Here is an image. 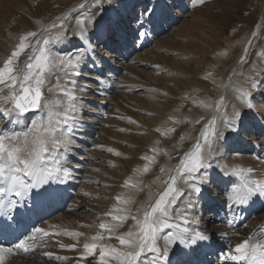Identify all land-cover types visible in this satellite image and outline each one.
<instances>
[{"label": "snow or ice", "instance_id": "1", "mask_svg": "<svg viewBox=\"0 0 264 264\" xmlns=\"http://www.w3.org/2000/svg\"><path fill=\"white\" fill-rule=\"evenodd\" d=\"M207 2L195 0L196 6ZM113 6L119 7L117 0H82L48 23H43L39 17L33 18L34 29L18 37L10 36L16 43L0 62V239L15 235L23 219L36 213L45 199H55L60 193L58 186L74 179L67 165L74 152V137L83 127L80 123L83 102L76 93L87 89V86L79 87L77 77L82 74L83 65L95 67L99 63L96 79L103 84L107 61L97 56L96 48L103 44L107 51L114 52L125 43L120 30L113 33V39L108 29L100 31L97 27ZM156 16L155 7L142 9L134 18L133 35H142L140 30L154 24ZM72 20H75L74 26H71ZM64 42L71 45L72 50L58 55L54 47ZM251 44L249 39L237 61L242 68L248 63L246 57ZM29 48L28 58L21 63L20 57ZM236 74L237 70L233 69L228 82L213 79L220 89L218 98L195 102V106L209 116L191 148L179 156L178 162L170 167L160 166L159 175L151 182L157 186L156 192L142 182L124 180L122 187L133 191L115 197L116 205L104 213L109 219L99 223L100 231L91 237V242L83 244L80 261H89V264L92 260L94 264H202L201 254L211 250L215 241L206 230L192 225L199 223L194 212L198 203H215L210 189L225 185L224 207L233 213L257 201L264 202V178H255L254 169L230 167L219 160L213 162L230 142H242L244 136L253 134L264 140V116L259 118V133H254L246 126L245 113L241 111L245 108L249 113L256 112L254 93L264 86V79L249 78L246 82L250 88L243 89L234 83ZM259 75L264 77V71ZM52 79L55 84L49 83ZM45 93L53 94L54 98L49 99ZM169 119L174 126L161 135L174 133L181 124H201L204 117L195 121ZM129 123L136 122L130 120ZM185 139L191 136L182 134L180 142ZM107 151L121 156L112 149ZM150 151L153 156L141 157L146 161L144 167L134 170L140 175L148 174L161 155L157 148ZM163 155L169 160L176 159L167 152ZM233 176L235 181L231 179ZM145 188L149 189L146 200L133 210L136 195ZM129 220L127 230L120 231ZM227 223L232 227L231 219ZM61 235L78 238L82 234L52 232L33 225L30 232L22 233L10 247L0 243V264H9L11 257L21 254H34L49 243L47 238ZM223 236L227 237L228 233ZM105 238H114L119 247L101 243ZM60 247L76 250V245L61 244ZM42 255L51 260L53 253L45 251ZM56 259L64 258L57 256ZM229 262L264 264V226L230 248L222 264Z\"/></svg>", "mask_w": 264, "mask_h": 264}, {"label": "rangeland", "instance_id": "2", "mask_svg": "<svg viewBox=\"0 0 264 264\" xmlns=\"http://www.w3.org/2000/svg\"><path fill=\"white\" fill-rule=\"evenodd\" d=\"M3 1L10 3L9 0ZM30 2L28 7L27 0H19L22 10L17 12L13 7H8L7 12L5 11L7 15L0 13V49L2 46L5 49L0 51V62L16 43L10 36L18 37L22 32L35 28L33 18L39 17L43 23H48L82 0ZM117 3L119 7L113 6L100 23L106 25L104 30L108 29L110 36L122 27L119 30L125 41L124 48L114 52L107 51L103 44L96 48L97 56L107 61L103 84L96 79L101 67L99 63L95 67L91 64L83 65L82 74L77 77L79 87L87 86L85 92L76 93L83 102V119L80 123L84 127L77 131L74 152L71 153L73 157L79 156V160L71 157L69 165L80 167L79 174H85L90 187L88 196L84 193L87 198L76 202L79 206L78 216L83 218L79 224L82 227L84 224L91 225L92 218L88 216L87 220L86 216L88 213L93 215L92 211L96 217H103V221L109 219L104 213L116 205L115 197L121 193L128 195L133 191L122 187L125 179L131 178L133 182L149 185L153 193L157 191V186L151 182L159 175L160 166L170 167L176 164L179 156L191 148L208 118L209 113L195 106V102L218 98L220 89L212 82L213 79L228 82L233 69L237 70L234 83L238 88L249 89L250 85L246 82L249 78L264 79L259 75L264 71V0H208L202 6H196L195 0H117ZM153 7L157 16H160L159 19L141 29L142 35L134 36V18L142 9ZM114 17H117L116 21ZM74 25L75 20H72L71 26ZM253 32L256 33L255 36L252 35ZM249 39L252 44L249 45L246 57L248 63L242 68L237 61L243 55ZM55 49L58 55H63L65 51H71L72 46L64 42L55 45ZM30 52L29 48L20 57L21 63L28 58ZM111 77L118 79L115 84H111ZM49 83L55 84L56 81L52 79ZM45 95L49 99L53 97L50 93ZM254 95L256 112L249 113L245 108L241 111L245 113L246 126L254 133H259V118L264 116V86ZM173 116L189 121L201 117L204 119L201 124H181L174 133L161 135L174 126L169 119ZM130 120L136 123H129ZM120 129L124 131L121 132ZM182 134L186 137L190 135L191 139L180 142ZM81 140L86 141L85 146H82ZM152 148L159 149L161 155L157 156V163L148 174L140 175L134 170L144 167L146 161L141 159L142 156L154 155L150 151ZM107 149L121 153V156H115ZM164 152L176 159L169 160L163 155ZM221 156L223 159H220ZM215 160L230 167L252 168L255 178H264V140L259 139L256 134L244 136L242 142H230L227 149H221L214 163ZM231 179L235 181L236 177ZM224 188L225 185L220 184L217 188L210 189L215 203L208 205L200 202L202 212L199 223L192 225L193 228L206 230L207 234L214 237V251L216 256L222 257L226 247L216 237L223 223L228 228L227 221L231 219L233 226L238 227L239 220L234 219H241L246 214V228L239 231L246 232L247 229L264 226V202L257 201L251 206L235 209L234 213L230 212L224 207ZM70 190L67 189V196L73 202L76 195L74 190L69 194ZM148 191L145 188L144 192L136 195L138 204L132 206L133 210L146 200ZM102 209L105 212L100 213ZM197 209L198 204L194 209L195 215ZM37 227L43 228L42 222ZM73 229L70 231H74ZM77 232L81 233V230ZM104 240L109 241L107 245L115 246L114 238ZM57 249L69 251L61 247ZM28 257L32 258L34 255Z\"/></svg>", "mask_w": 264, "mask_h": 264}, {"label": "bare ground", "instance_id": "3", "mask_svg": "<svg viewBox=\"0 0 264 264\" xmlns=\"http://www.w3.org/2000/svg\"><path fill=\"white\" fill-rule=\"evenodd\" d=\"M9 1H10V3L8 4V2H4L3 0H0V13L2 15H4V16L7 15L5 13V11H6V9L8 7H13L14 10L16 9L15 11H17V12H19L18 10H22V7H21V5L19 3V0H9ZM32 2H33V0H32ZM27 4H28L27 6L30 7V4H31L30 0H27ZM42 12L44 13V11H42ZM23 17H24V14H23ZM159 17L160 16H157L156 19L158 20ZM115 18L117 19V17H114V21H116ZM18 19H20V18H18ZM1 23H3V22H1ZM105 26L106 25H104L103 22H101V23H99V25H97V27H98V29L100 31H103ZM120 28H122V27H120ZM1 37L2 36H1V32H0V38ZM120 50H122V49H120ZM262 50H264V49H262ZM0 51L1 52L5 51V49H3V46H2V49H0ZM54 51H56V49ZM111 78H112L111 84H115V81L118 80V79H115V77H111ZM52 98H54V97H51V99ZM81 141L83 143L82 146H85L86 145V141L85 140H81ZM71 157H73V156H71ZM78 157L79 156H77V157L74 156L73 159H78ZM67 167L71 168V172H72V175H73L74 179L70 180L67 184L58 186L59 189H60L59 195L55 199H45L44 201H42L40 206H39V208L37 209L36 213L30 215L26 219H23L22 222L24 224H26L28 219L31 217L34 220H37V219H39V221L43 220L42 225H43V228H45V230H49V231H52V232H68L69 231L71 233L77 232L78 230H81V233H84V235L82 234L78 238H70V237H68L66 235L49 237V238H47V239H50L49 243L46 246H44V247L38 248L37 251L33 254L34 257L29 258L28 257L29 255L28 256H24L23 254H21L19 256L11 257L9 259V264H22V260H24L23 264H89V261H80L79 260V256H80V253L82 252L83 244L86 243V242H91V237L96 235L100 231L99 228L97 227V225L100 222L103 221V217H96V215L94 214V211H92L94 216L93 215H88V214H91V213H88L87 216H86L87 220L89 219L88 216L92 218L91 225H85L84 224L83 227L79 226V224H80V222L82 221L83 218H82L81 215L78 216V207L79 206H77L76 202H77V200H82L83 201L84 199L87 198L84 193L86 192L87 196H88V194L90 193V187H89L88 183L86 182L85 174H83V176H82V174H79L81 169H80V167L78 165L76 166L74 164V165H69ZM79 178H80V180L78 181L77 179H79ZM88 181H91V180L89 179ZM53 187H57V186L54 185ZM67 189H71V190L75 191L74 194L76 195V198H74L72 200L73 202H71L69 200V197L67 196L68 195ZM71 193H73V192L71 191L69 194H71ZM29 206H31V205H29ZM133 207H135V205ZM97 208L101 209V207H97ZM103 212H105V210L102 209V212H100V213H103ZM106 212H108V211H106ZM201 212H202L201 211V203H198V209H197V213H196L197 214L196 216L198 218L201 217L200 216ZM245 219H246V214L244 216H242L241 219H238V218L234 219V220H239V223L237 225L238 227H234L232 225V227H228L227 228V227H225V225L223 223L222 224L223 227H220V229L218 231V234L216 233L217 234L216 238H218L220 244L224 245L226 247V249L224 251V255L236 243L240 242L242 239L248 237L251 233H253L254 231L259 229L258 227H256L255 229H249V230L247 229L246 232L239 231V229L246 228L245 223H244ZM130 224H131V221L129 220L126 223L125 227H127ZM74 226H76L77 228L73 229ZM71 228L74 231H70ZM31 229H32V227H31ZM31 229H30V231H31ZM126 230H127V228H122L121 229V231H126ZM224 233H228V236L224 237L223 236ZM232 233H238V235H233ZM20 234H21L20 231L16 232V235H20ZM212 238H214V237H212ZM108 242H107V240H102L101 241V243H103L105 245H107ZM61 244L65 245V246L76 245V250L75 251H68V252L60 251L59 249H57V247H60ZM115 247H119L118 241H116V240H115ZM214 248L215 247H213L211 250H206V254H201L200 260L202 261V264H222V258L223 257L221 255H217L216 256V252L214 251ZM45 251L53 253V256H52L51 260H49L47 257L42 255V253L45 252ZM57 256L63 257L64 259L57 260L56 259ZM218 257L221 258V259L218 260L217 259ZM39 259H41V262H40ZM47 259H48V261H47ZM92 264H94V260H92ZM229 264H230V262H229Z\"/></svg>", "mask_w": 264, "mask_h": 264}]
</instances>
